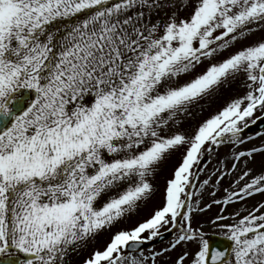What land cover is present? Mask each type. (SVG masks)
Instances as JSON below:
<instances>
[{"label": "snow or ice", "instance_id": "6c2138e0", "mask_svg": "<svg viewBox=\"0 0 264 264\" xmlns=\"http://www.w3.org/2000/svg\"><path fill=\"white\" fill-rule=\"evenodd\" d=\"M0 264H264V0H0Z\"/></svg>", "mask_w": 264, "mask_h": 264}, {"label": "water", "instance_id": "95a60500", "mask_svg": "<svg viewBox=\"0 0 264 264\" xmlns=\"http://www.w3.org/2000/svg\"><path fill=\"white\" fill-rule=\"evenodd\" d=\"M256 131V128L254 127L253 128V133ZM213 239H214V241H220V242H223V238H219V237H217V236H213Z\"/></svg>", "mask_w": 264, "mask_h": 264}, {"label": "rangeland", "instance_id": "374dc122", "mask_svg": "<svg viewBox=\"0 0 264 264\" xmlns=\"http://www.w3.org/2000/svg\"><path fill=\"white\" fill-rule=\"evenodd\" d=\"M227 95H230V94H226V98H227ZM257 199H259V197H257ZM255 201H251L250 203H254Z\"/></svg>", "mask_w": 264, "mask_h": 264}]
</instances>
